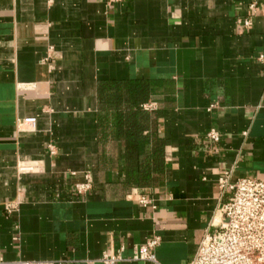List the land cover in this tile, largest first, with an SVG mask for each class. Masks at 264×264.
Segmentation results:
<instances>
[{
    "label": "crops",
    "instance_id": "crops-1",
    "mask_svg": "<svg viewBox=\"0 0 264 264\" xmlns=\"http://www.w3.org/2000/svg\"><path fill=\"white\" fill-rule=\"evenodd\" d=\"M226 172L264 181V0H0V261L188 264Z\"/></svg>",
    "mask_w": 264,
    "mask_h": 264
},
{
    "label": "built area",
    "instance_id": "built-area-1",
    "mask_svg": "<svg viewBox=\"0 0 264 264\" xmlns=\"http://www.w3.org/2000/svg\"><path fill=\"white\" fill-rule=\"evenodd\" d=\"M120 1L109 0V5L111 7ZM250 8L253 14L257 13L256 2ZM250 23L251 20L245 22L247 26ZM36 123L35 118H27L20 121L19 127H34ZM207 139L219 143L221 135L217 130H211ZM219 187L223 195H228V201L222 205L216 223L205 232L197 254L188 264H264V181L247 178L233 181L232 172H226L219 179ZM89 189V185L76 186V192L81 195ZM141 203L148 206L149 201L142 197ZM158 244L159 239H154L141 246L134 259L156 262L154 250ZM120 261V256L102 258L103 264H118ZM0 264L7 263L0 261Z\"/></svg>",
    "mask_w": 264,
    "mask_h": 264
}]
</instances>
